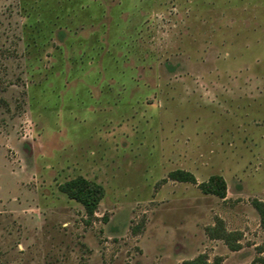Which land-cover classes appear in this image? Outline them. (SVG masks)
<instances>
[{"label": "rangeland", "instance_id": "374dc122", "mask_svg": "<svg viewBox=\"0 0 264 264\" xmlns=\"http://www.w3.org/2000/svg\"><path fill=\"white\" fill-rule=\"evenodd\" d=\"M76 176L103 187L91 218ZM255 200L264 0H0V264H249Z\"/></svg>", "mask_w": 264, "mask_h": 264}, {"label": "trees", "instance_id": "16d2710c", "mask_svg": "<svg viewBox=\"0 0 264 264\" xmlns=\"http://www.w3.org/2000/svg\"><path fill=\"white\" fill-rule=\"evenodd\" d=\"M169 177L173 180L180 182L197 183L195 176L187 170L175 169L169 172ZM201 191L205 194H212L219 198L226 196V183L221 175H211L207 181H203L198 184ZM60 189L65 195L76 202H78L84 209L85 215L91 218L101 201L104 190L103 187L86 179L83 176H76L68 179L60 184ZM254 207L257 210L260 218V225L264 230V201L255 200ZM221 221H218V223ZM222 232V233H221ZM209 235L212 237H219L226 241L230 249H237L238 245L231 242L229 233L225 232L224 228L220 226V229L216 227L209 228ZM184 264H221L219 259L209 262L207 257L203 254H199L196 257L184 261ZM249 264H264V256H258L254 258Z\"/></svg>", "mask_w": 264, "mask_h": 264}]
</instances>
